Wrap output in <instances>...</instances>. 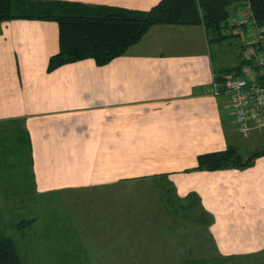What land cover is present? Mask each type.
Masks as SVG:
<instances>
[{
    "label": "crops",
    "instance_id": "obj_1",
    "mask_svg": "<svg viewBox=\"0 0 264 264\" xmlns=\"http://www.w3.org/2000/svg\"><path fill=\"white\" fill-rule=\"evenodd\" d=\"M69 1L148 11L160 0ZM244 10L231 7V17ZM242 43L202 24H160L108 63L49 71L58 24L0 22V125L19 120L27 130L37 192H108L164 176L176 197L195 194L212 217L215 255L264 264V155L242 169H195L202 154L234 146L247 157L264 147L258 131L238 133L213 92L215 77L239 72Z\"/></svg>",
    "mask_w": 264,
    "mask_h": 264
},
{
    "label": "trees",
    "instance_id": "obj_2",
    "mask_svg": "<svg viewBox=\"0 0 264 264\" xmlns=\"http://www.w3.org/2000/svg\"><path fill=\"white\" fill-rule=\"evenodd\" d=\"M247 2L257 22L264 26V0H160L148 11L69 0H0V22L15 19L55 21L59 28V51L49 60L48 70L51 71L87 58H92L99 65L108 63L123 55L129 46L139 42L154 25L202 24L208 35L221 40L229 39L222 34V26L230 16V9ZM216 79L219 83L224 80L218 77ZM11 125H0V138L4 137L3 132L7 128L5 135L9 138L8 149L12 152L10 158L14 160L13 165L19 167L21 175L8 178L0 170V184L5 191L6 201L10 193L20 195L26 191L29 193L31 189L37 192L31 167L29 134L19 120L13 121ZM4 140L3 138L2 142ZM262 155L264 147L245 157L237 147L229 146L222 151L200 155L195 169H242ZM153 185L164 208L186 221L187 229L184 230L189 229L191 232L190 244L196 246L194 242H197L203 252L201 256H196L195 246H190L187 251L180 253V259L171 261L170 258L169 261L172 247L169 235L166 243L161 242L160 247H167L166 258L161 259V264H234L232 258L225 259L215 255V248L209 247L211 239L207 227L212 217L201 207L195 194L184 199L176 197L174 187L164 176L162 179H155ZM14 186L20 187L16 189ZM34 220L35 218L29 219L28 216L19 218L16 227L22 230L31 226ZM0 264H24L16 241L1 224Z\"/></svg>",
    "mask_w": 264,
    "mask_h": 264
},
{
    "label": "rangeland",
    "instance_id": "obj_3",
    "mask_svg": "<svg viewBox=\"0 0 264 264\" xmlns=\"http://www.w3.org/2000/svg\"><path fill=\"white\" fill-rule=\"evenodd\" d=\"M6 130L4 142L0 138V170L8 178L17 177L21 172L10 158ZM153 184L113 186L108 192L44 194L31 189L10 193L9 202L0 184V224L16 241L24 264H161L167 249L160 247L161 242L166 243L169 235V261H175L195 245L190 244L189 229L184 230L186 221L164 208ZM26 216L35 218L34 223L18 229L17 221ZM194 243L195 255L201 256Z\"/></svg>",
    "mask_w": 264,
    "mask_h": 264
},
{
    "label": "built area",
    "instance_id": "obj_4",
    "mask_svg": "<svg viewBox=\"0 0 264 264\" xmlns=\"http://www.w3.org/2000/svg\"><path fill=\"white\" fill-rule=\"evenodd\" d=\"M243 15L229 17L222 26V34L229 38L242 36L240 49L243 64L236 74L213 82V92L222 98L224 108L234 116L238 132L248 136L258 130L264 134V26L245 3Z\"/></svg>",
    "mask_w": 264,
    "mask_h": 264
}]
</instances>
